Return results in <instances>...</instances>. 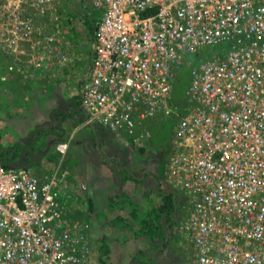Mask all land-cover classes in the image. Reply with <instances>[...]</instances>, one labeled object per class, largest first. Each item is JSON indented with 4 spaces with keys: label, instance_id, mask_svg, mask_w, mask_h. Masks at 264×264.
I'll list each match as a JSON object with an SVG mask.
<instances>
[{
    "label": "built area",
    "instance_id": "2783aa9c",
    "mask_svg": "<svg viewBox=\"0 0 264 264\" xmlns=\"http://www.w3.org/2000/svg\"><path fill=\"white\" fill-rule=\"evenodd\" d=\"M68 2L0 0V55L11 68L76 67ZM86 3L99 15L81 87L88 123L135 145L153 136L152 122L172 123L160 182L182 197L188 256L177 264H264V0ZM184 66L182 107L173 95ZM66 174L0 161V264H90L91 224L59 198L79 203L87 185Z\"/></svg>",
    "mask_w": 264,
    "mask_h": 264
},
{
    "label": "crops",
    "instance_id": "0c3cea01",
    "mask_svg": "<svg viewBox=\"0 0 264 264\" xmlns=\"http://www.w3.org/2000/svg\"><path fill=\"white\" fill-rule=\"evenodd\" d=\"M33 72L34 76L23 81L16 80L15 76H9L4 71L0 74V98L3 99L0 103V161L14 167L30 166L38 174L50 173L60 166L61 170L67 171L68 183L81 182L87 185L79 203L62 195L63 201L77 203L81 206L80 210H84L83 213H88L91 224L90 264H105L107 261L109 264H152L153 258L157 264L163 262L161 256L172 255L167 240L169 238L165 237L164 241L158 236L146 239L144 235H137L139 225L136 228L133 225L138 217L132 216L134 208L131 195L123 188V185L130 182L138 183L142 188L145 186L144 194L139 198L143 209L144 197L152 198V204L157 202L154 199L155 188L159 192L161 186L158 185L155 173L146 169L139 173L122 163L121 159L127 156L126 144L130 145V138L112 133L102 125L88 123L87 115L81 107L82 85L79 87L80 102L66 109L74 100L63 94L62 77L43 69ZM3 75H7L5 80L1 79ZM87 77L81 79L86 80ZM12 84L25 98L22 105L16 100L12 101L20 97L17 92L14 96L9 95L15 94ZM83 124H86V130L79 131L78 128ZM36 130L37 134L34 135ZM75 130L80 132L78 144L81 147V160L72 167L66 162L70 147L67 141L73 139ZM26 138L30 140L29 143H25ZM18 141L23 144V151L19 154L14 151ZM32 141L38 146L35 153L27 148ZM63 141L68 144L65 157L57 149V145ZM125 168H129L133 176L123 180ZM163 221L164 218L162 225ZM164 230L162 232L165 234Z\"/></svg>",
    "mask_w": 264,
    "mask_h": 264
},
{
    "label": "rangeland",
    "instance_id": "374dc122",
    "mask_svg": "<svg viewBox=\"0 0 264 264\" xmlns=\"http://www.w3.org/2000/svg\"><path fill=\"white\" fill-rule=\"evenodd\" d=\"M69 2H70L69 3L70 10L72 11L71 14L73 15L72 38L74 39L75 44L77 45V49H76L77 53L78 52L81 53L82 59L80 60V62L77 63L76 67L73 68L72 71H70L69 73L64 72L59 76L62 77L61 79L62 81L61 80L60 81L62 83L61 87L63 88V94L69 95L71 99L74 100V102L70 103V106H67L66 109H69V107H75L76 106L75 103H79L80 101L79 87L80 84L83 82V79H81V77H85L86 75H89L93 65L95 64V60H96V52L94 47L96 42L95 30H96V21L99 18L97 12L94 11L89 6L88 3L83 4L81 0H69ZM67 10L69 9L67 8ZM10 66H11L10 60L0 55V74L3 73L4 71L8 73L9 76L10 75H12L13 77L15 76L16 80L18 79L20 81L28 80L31 78V75L29 74L30 72L18 71L14 66H13L14 69L11 68ZM181 78L182 79L179 83L180 84L179 87H177L178 84H176V86L174 87L173 96H174V101L183 107L188 103V98L185 92L188 88L189 80H190V69L188 67L184 66ZM14 82L16 83L17 81ZM12 85L15 94H9V95L14 96L16 95L17 92V95L20 96L21 98L15 97L12 99V101L16 100L18 104L22 105L25 98L21 96L20 91H17L16 85L14 84ZM5 98H7V100L10 102V99L8 97ZM5 98L4 101H6ZM2 100L3 99L0 98V103L3 102ZM65 102H67V100ZM67 103L69 104V101ZM158 121H154L151 124L156 122L159 124ZM160 121H162L164 125H158V126L151 125L154 131L153 136L149 138L146 143H141V144L139 143L137 145L132 143H130V145L129 143L126 144L127 156L123 155V157L125 156L126 157L125 159H121L122 163L126 164L131 169L136 170L138 172L139 171L141 172L144 169H146L153 173H157L160 166L165 168L172 147L173 128H172V123L169 120L167 121L160 120ZM83 125H81L78 128V130L80 129L79 131H82V129L86 130V124ZM79 131L75 130V132L72 134L73 139H69V141H67L70 146L67 155L59 152L60 154H62V157H65L66 155V162H69L72 167H75L77 163L81 160L80 158L81 154H79L80 152L79 150L81 149V147L78 144V139L80 138ZM36 134H37V130L35 131L34 135ZM29 142L30 140L26 138L25 143H29ZM15 145L16 146H14V151L17 152V154L21 153L23 151V147H22L23 144L22 145L21 143L19 144L18 141L15 143ZM30 146H32V148ZM27 148L30 149L32 153H35L38 149V146L37 143H35V141L34 142L32 141V143H30L29 147ZM159 177H160L159 180L161 181L162 174L159 175ZM160 186L161 189L159 192L155 188L154 199L157 202H154L152 204L150 202L152 201V198L146 195L147 197H144L145 206H143L147 209H149V206H151L152 211L156 212V214L159 215L160 223L164 218L163 224L166 225L165 236L166 238H169L168 239L169 250L172 251V255L173 253H175V256L172 255L161 256L163 262L160 261L159 264L182 263L187 259L188 256L186 251L188 244L185 242L184 235L178 231L180 227V221L183 219L182 212L184 209L182 205V197L180 194H178L176 195V200H175V195L173 193H170L168 196L165 194L167 193V191L170 192V187L166 186L163 182L161 183ZM144 187L145 186H143L142 188L141 186H139L138 183L135 182L133 183L130 182L128 185H123L124 190H128L129 195H131V197H133V199H135L139 203H141V200L139 198H141L144 194V189H145ZM135 190L137 191V193ZM69 205L74 210V212L76 211V209H78V211H81L80 210L81 206H79L77 203L76 204L69 203ZM83 212L84 210L82 211V213ZM136 216L138 217V219L136 224L133 225V228L138 227L139 225L138 221L144 218V215L141 213V211L137 212ZM156 217L157 216H155V218ZM167 225H172L171 229H169ZM159 237L160 236H158V238ZM148 239H152V238L148 237ZM151 261L153 262L152 264H157L155 258H153ZM105 264H109V261H107Z\"/></svg>",
    "mask_w": 264,
    "mask_h": 264
},
{
    "label": "trees",
    "instance_id": "16d2710c",
    "mask_svg": "<svg viewBox=\"0 0 264 264\" xmlns=\"http://www.w3.org/2000/svg\"><path fill=\"white\" fill-rule=\"evenodd\" d=\"M81 1L83 2V4L86 3V0H81ZM69 3L70 2L67 3V6L66 7L69 9L68 10L69 13H71L72 11L70 10V4ZM181 79L182 78H178L177 79V82H176V84H178L177 87H179V85H180L179 83H180ZM84 81H86V80H83V82L81 81L82 83L80 84V86L84 83ZM176 84H175V86H176ZM81 100H82V97H81ZM158 122H159V124L162 123V121H160V120ZM157 124L158 123H153L152 125L158 126ZM62 154H65V153H62ZM57 169H60V166H57L55 169H52L50 171V173L53 172L54 170H57ZM129 170H130L129 168H125V173H124L123 180H125V178L127 179L128 177H132L133 176V174H131ZM163 170H164V168L162 166H160L159 169H158V172L155 173L156 179L159 182L158 185H161V182L159 180L160 177H158V176L162 174ZM170 193H173L175 195V200H176V194L174 192L167 191V193H165V194L168 196ZM145 195H147V194H145ZM59 198L61 199V202L63 203V200H64L63 195H60ZM130 199H131V203H132L133 208H134L133 211H132V216H136V213L137 212H140V211H143L144 210L143 211L144 218H142L141 220L138 221L139 229H137V235H139V236L144 235L146 237V239H148V237L149 238H153L154 236H160V238H162L165 241V239H166L165 237L166 236H165L164 232H162V230L166 229V225H162L160 223L159 215H157L156 212L152 211V208L151 209H147V210H145V208L141 209L142 204L138 203L135 199H133V197H130ZM75 214H76V216L79 215L80 218H83V219L85 218L87 221L89 220L88 213H82V210L81 211H78V209H76ZM155 216H157V217L155 218ZM171 226L172 225H167V227L169 229H171ZM90 244H91V240H90Z\"/></svg>",
    "mask_w": 264,
    "mask_h": 264
}]
</instances>
